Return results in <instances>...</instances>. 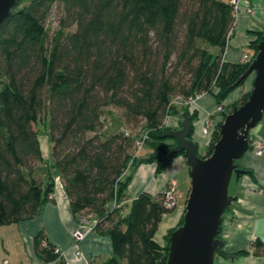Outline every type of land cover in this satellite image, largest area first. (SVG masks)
<instances>
[{
  "label": "trees",
  "instance_id": "obj_1",
  "mask_svg": "<svg viewBox=\"0 0 264 264\" xmlns=\"http://www.w3.org/2000/svg\"><path fill=\"white\" fill-rule=\"evenodd\" d=\"M54 3L60 17L48 36ZM234 22L225 0H14L0 22V226L35 216L50 200L56 172L72 215L92 218V230L110 240L112 255L99 264H160L174 230L163 245L155 240L171 210L164 193H139L126 214L121 202L141 163L155 162L157 175L183 156L163 161L159 148L175 144L163 137L172 129L165 122L174 115L180 123L181 110L189 112L193 136L198 110L173 104L175 97L210 94L224 105L223 116L247 100L250 91L224 103L250 63L222 60ZM108 106L120 109L123 127L144 126L148 156L137 155L134 134L102 135ZM33 250L41 263L65 264L41 233Z\"/></svg>",
  "mask_w": 264,
  "mask_h": 264
},
{
  "label": "crops",
  "instance_id": "obj_2",
  "mask_svg": "<svg viewBox=\"0 0 264 264\" xmlns=\"http://www.w3.org/2000/svg\"><path fill=\"white\" fill-rule=\"evenodd\" d=\"M225 1L232 4V0ZM237 4L234 26L222 54V60L230 63H243L244 54L250 58L254 52V41L264 36V0H237ZM252 82H244L224 103L238 100L241 95L251 90ZM203 96L194 108L198 110V119L194 124L200 123L202 127L205 121H210L208 118H212V124L216 126L222 117L214 115L215 110L212 109L210 101L204 105ZM165 123L172 129L180 127L179 117L174 115L168 116ZM120 130L130 133L122 124ZM250 136L249 149L236 161L238 168L244 172L237 180L233 177L234 184L230 194L235 196V200L222 216L218 235L224 242L223 253L228 257L215 255L213 264H264V245L257 249L253 244L254 240L261 243L264 240V151L260 154L254 151L258 140L264 142V113L262 119L250 130ZM39 147L42 158L47 160L49 146L45 138L43 145L39 143ZM142 148L143 146L136 151L138 156ZM149 154L145 153L139 157H146ZM155 169V162L141 163L137 167L126 188L129 195L121 204L123 214H126L139 193H165L169 180L175 179L177 181L175 204L163 216L155 234V240L163 245L166 233L179 226L183 218L186 201H182L184 195L188 196L189 193L185 173L187 171L189 173V170L182 155L175 156L163 172L156 175ZM51 196L50 200L40 205L32 218L0 226V264H55L56 261L41 263L35 256L33 240L38 233L43 234L44 239L58 249V259H62L65 264H99L112 255L107 235L89 230L80 242L73 241L72 230L75 228L85 230V227L72 215L56 172H53Z\"/></svg>",
  "mask_w": 264,
  "mask_h": 264
},
{
  "label": "water",
  "instance_id": "obj_3",
  "mask_svg": "<svg viewBox=\"0 0 264 264\" xmlns=\"http://www.w3.org/2000/svg\"><path fill=\"white\" fill-rule=\"evenodd\" d=\"M14 0H0V22L7 16ZM254 73L252 89L247 100L225 114L219 128V138L210 155L201 157L191 136L190 115L181 112L180 127L169 129L163 137L173 138L175 144L159 148L165 153L163 161L182 153L189 170L190 188L182 223L169 236L168 252L160 264H213L215 255L223 253L224 242L219 239L221 219L235 200L229 193L233 177L237 180L244 170L236 161L251 145L250 130L264 113V36L256 46L252 59L235 82Z\"/></svg>",
  "mask_w": 264,
  "mask_h": 264
},
{
  "label": "rangeland",
  "instance_id": "obj_4",
  "mask_svg": "<svg viewBox=\"0 0 264 264\" xmlns=\"http://www.w3.org/2000/svg\"><path fill=\"white\" fill-rule=\"evenodd\" d=\"M60 17V8H59V6H57V4L56 3H54L53 5H52V7L50 8V11H49V14L47 15V18H46V20H45V28H46V30H47V34H48V36H50L51 35V32L53 31V29L56 27V24H57V21H58V18ZM259 42V41H258ZM257 46V45H256ZM256 50V49H255ZM211 51L214 53V52H217V48L216 47H212L211 48ZM246 54H244V56H245ZM243 56V57H244ZM247 56V58H248V60H252V59H254L255 58V56H256V51L255 52H253L252 53V55L250 56V58L248 57V55H246ZM244 63V62H243ZM253 78H254V73H252V74H250L247 78H246V80H245V82H252V80H253ZM244 84V83H243ZM242 84V85H243ZM241 85V86H242ZM250 89H252V84H251V88ZM232 92H234V91H232ZM250 93V92H249ZM230 94H232V93H230ZM202 98V97H201ZM200 98V99H201ZM199 99V100H200ZM203 99H204V105L205 104H207V101H210V105H211V107H212V109L213 110H215V116H217V115H221V117L223 118L224 116L220 113V111H218L217 110V105L215 104V102L213 101V97L210 95V94H205L204 96H203ZM240 99V98H239ZM239 99L237 100V99H235V100H229V102H227V103H234V102H236V101H239ZM198 100V101H199ZM198 101H196V102H194V103H192L191 105H180L181 107L182 106H186V107H188L189 108V111H191V110H193L194 108H196L197 107V103H198ZM209 105V104H208ZM241 105V104H240ZM237 106H239V105H237ZM235 107V106H234ZM179 109H180V107H179ZM187 112L188 114H189V112L188 111H186V110H181L180 111V113L181 112ZM120 114H121V111H120V109H118V108H115V107H110V106H108V107H106V108H104V111H103V113H102V120H103V122H104V128L102 129V131H101V133H102V135L103 136H106V135H108V134H111V133H114V132H117V131H119L120 130V124H121V122H120ZM178 117V116H177ZM208 120H210V121H208V122H210L209 124H210V126H212L211 128H212V130H211V133L210 132H208L207 134H205V133H203V130H202V128H203V126H204V124L206 123V121L202 124L203 126L201 127V124L200 123H196V124H194V135H193V141L196 143V145H197V147H198V154L199 155H201V157L202 156H204L205 155V148H206V146H208V145H210V143H212L213 142V145H214V143L217 141V139L219 138V136H220V134H219V129H218V136H216L217 138H214L213 137V134H212V132H214V129H215V126H213V124H212V118H208ZM223 120V119H222ZM222 123V122H221ZM37 128L39 129V134H38V142L40 143V145L42 146L43 145V143H44V138H45V140L47 141V139H46V137H45V132H44V128L42 127V124H37ZM220 128V127H219ZM127 129V128H126ZM127 130H129V132L131 133V134H134V135H136V138H137V140H139V139H141L143 136H144V126H140V127H138L137 129H134V130H130V129H127ZM201 136H203V137H201ZM203 138V139H202ZM214 138V139H213ZM47 144H48V142H47ZM149 145H147V144H144L143 145V148H142V150H141V152H140V155L139 156H142V155H145V153L146 154H148V153H150V150H149ZM212 149H213V146H212ZM210 155V154H209ZM46 159V158H45ZM48 160V159H47ZM186 174V188H188V190H189V187H190V177H189V173H188V171H187V173H185ZM170 181V180H169ZM168 184H169V182H168ZM167 184V189H169V185ZM188 184V185H187ZM233 184H234V178H232V180H231V183H230V188H229V193L230 192H232V188H233ZM182 189H183V187H181ZM176 192H177V190H176ZM127 193V192H126ZM127 195H129V194H127ZM52 197V196H51ZM186 198H187V196H185L184 195V197H183V201L182 202H184V200L186 201ZM180 225V224H179ZM178 227V226H177ZM175 230V229H174ZM1 231V230H0Z\"/></svg>",
  "mask_w": 264,
  "mask_h": 264
},
{
  "label": "built area",
  "instance_id": "obj_5",
  "mask_svg": "<svg viewBox=\"0 0 264 264\" xmlns=\"http://www.w3.org/2000/svg\"><path fill=\"white\" fill-rule=\"evenodd\" d=\"M231 3H232V6L234 7V11H235L238 8L237 0H232ZM247 61H248V58L245 55L243 57V62H247ZM202 96H203V94H198L194 97H189V98H182V97L178 96L172 100V103L176 104V105H191L192 103L198 101ZM217 110L220 111V113H223L225 111L224 105H221V104L217 105ZM209 123L210 122L206 121V123L204 124V126L202 128L203 133H205V134H207L208 132L211 133V130H212L211 127L212 126H210ZM144 138H145V136H143L139 140H136L137 150L143 146ZM254 151L256 154L262 153L264 151V142L261 140H258L255 144ZM168 185H169V189H167L166 192L164 193V204H165V206L170 208L175 204V201H176L177 181L175 179H171L169 181ZM49 198H51V194L49 195ZM79 221L84 224L85 230L81 229V228H75L74 230H72L71 237L75 243L80 242L84 238L86 232H88L89 230H92V227L94 224V220L92 218H88V219L79 218ZM255 242H256V240L253 241V244ZM262 244L264 245V240H263ZM55 252L57 254L59 253L57 248H55ZM75 253L78 254V251L75 250Z\"/></svg>",
  "mask_w": 264,
  "mask_h": 264
}]
</instances>
